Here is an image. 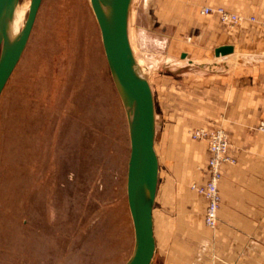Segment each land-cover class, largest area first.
Segmentation results:
<instances>
[{"label":"rangeland","instance_id":"rangeland-1","mask_svg":"<svg viewBox=\"0 0 264 264\" xmlns=\"http://www.w3.org/2000/svg\"><path fill=\"white\" fill-rule=\"evenodd\" d=\"M28 1L18 4L26 10ZM169 5L132 0L127 32L154 101L156 210L168 227L187 203L192 230L181 238L194 246L202 238L197 198L203 196L193 185L207 179L208 150L191 131H225L229 104L211 88L216 77L197 79L194 65L169 67V59L179 64L187 51L209 65L222 60L212 43L205 55L197 53L205 19L199 7ZM231 61L240 73L241 57ZM129 150L125 112L88 0H41L0 93V264H123L134 241L126 199Z\"/></svg>","mask_w":264,"mask_h":264},{"label":"crops","instance_id":"crops-1","mask_svg":"<svg viewBox=\"0 0 264 264\" xmlns=\"http://www.w3.org/2000/svg\"><path fill=\"white\" fill-rule=\"evenodd\" d=\"M165 1L170 4V9L178 1L181 5L186 2L190 10L199 7V14L202 6H221L245 19L239 26L229 29L219 22L217 15L200 14L205 19L201 32L203 45L196 47L201 51L197 53L205 55L210 43L214 44L213 50L217 46L232 45L231 53L217 57L222 59L221 62H216L215 65L200 62L191 57V51H187V56L179 64L174 59L168 60L169 67L172 68L197 66V79L216 77L210 81L211 88L219 102L229 104L226 116L229 121L223 124L228 135V155L234 162H226L220 167L221 204L217 226L211 233L203 222L205 199L197 198L201 204L197 228L202 232V238L194 246H190V241L186 238H181L182 232L192 230V223L187 222V203L182 212L174 210L173 222L167 228L163 223L164 214L161 210H156L158 170L152 208L155 251L150 264H264V132L252 128L259 118H264V0ZM248 16L259 18L260 22L251 21L247 19ZM189 17L190 14L186 20L190 23L192 20ZM193 48L191 46L192 50ZM235 56L243 60L239 65L240 73H237L239 69L236 63L231 61ZM208 70L213 73H208ZM253 106L255 109L252 110L256 113H249L248 110ZM238 108L241 110L238 111ZM260 111L262 113L258 115ZM154 118L156 119L155 111ZM205 154L207 157L206 149ZM165 217L169 215L165 214ZM201 241H205V244H201Z\"/></svg>","mask_w":264,"mask_h":264},{"label":"water","instance_id":"water-1","mask_svg":"<svg viewBox=\"0 0 264 264\" xmlns=\"http://www.w3.org/2000/svg\"><path fill=\"white\" fill-rule=\"evenodd\" d=\"M131 1L88 0L100 31L108 69L125 112L129 136L126 199L134 241L123 264H150L155 251L152 208L159 164L154 149L153 95L128 39ZM18 3L19 0H0V93L25 48L41 0L29 1L26 18L15 31L13 20ZM232 51V45L214 49L216 56Z\"/></svg>","mask_w":264,"mask_h":264},{"label":"built area","instance_id":"built-area-1","mask_svg":"<svg viewBox=\"0 0 264 264\" xmlns=\"http://www.w3.org/2000/svg\"><path fill=\"white\" fill-rule=\"evenodd\" d=\"M200 14L217 15L219 22L225 26L239 25L245 19V17L230 12L221 6H202ZM257 129L264 132V119L259 121ZM191 135L193 138L203 140L207 144V179L204 184L193 185V188L206 200L203 221L205 226L213 229L218 222V209L221 203V195L218 188L222 177L220 167L226 162L233 163L234 159L228 155L229 143L227 134L223 129L207 130L205 128H194L191 131Z\"/></svg>","mask_w":264,"mask_h":264},{"label":"bare ground","instance_id":"bare-ground-1","mask_svg":"<svg viewBox=\"0 0 264 264\" xmlns=\"http://www.w3.org/2000/svg\"><path fill=\"white\" fill-rule=\"evenodd\" d=\"M28 4L29 3H27V5H26V10L28 8ZM26 10H25V8L20 7L19 4L17 5V7L15 9V12H14V20H13V28H14L15 31L18 30L21 27V25L23 24L22 21H23V18H24V12ZM133 53H134V51H133ZM134 56H135V59H136L138 65L140 67L141 72L147 78L144 66L140 63L139 58L136 57L135 53H134Z\"/></svg>","mask_w":264,"mask_h":264}]
</instances>
